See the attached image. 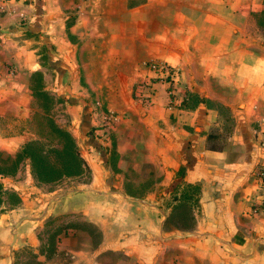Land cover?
<instances>
[{
  "label": "crops",
  "instance_id": "crops-1",
  "mask_svg": "<svg viewBox=\"0 0 264 264\" xmlns=\"http://www.w3.org/2000/svg\"><path fill=\"white\" fill-rule=\"evenodd\" d=\"M260 1L7 0L0 149L13 151L31 137L27 121L42 91L57 99L60 124L93 174L89 184L49 196L43 208L0 217V264H16L23 248L35 264H264V206L253 171L264 151L252 111L257 105L264 114V55L246 26ZM147 60L177 68L172 105L160 80L151 104L140 103ZM106 111L116 116L106 142L112 165L92 137ZM226 120L231 127L221 134ZM138 161L154 185L128 190L124 172H142ZM183 184L195 185L196 201L185 203V225L169 227L183 202L165 198L170 191L183 197ZM50 215L60 229L48 250Z\"/></svg>",
  "mask_w": 264,
  "mask_h": 264
},
{
  "label": "rangeland",
  "instance_id": "rangeland-1",
  "mask_svg": "<svg viewBox=\"0 0 264 264\" xmlns=\"http://www.w3.org/2000/svg\"><path fill=\"white\" fill-rule=\"evenodd\" d=\"M254 3L262 6L260 0H250V5ZM250 13L252 14L249 20H247L246 26L253 35L259 37V43L263 48L259 51L264 55V13L252 9ZM148 62H150V60L146 61V65ZM35 84H41L38 77H35ZM35 99L37 103L35 106L36 109L30 114L27 121V125L32 132L31 137L13 151L0 149V217L2 218L11 215V210L14 208L24 211L28 208H34L36 210L39 206L43 208V206L47 204L49 196L56 197V195L62 191H71L85 186L89 184L92 179V170L86 163V159L81 153V148L80 145L77 144L76 138L67 127L60 124V121L65 118V115L60 112V107L56 105L57 99L42 91L38 92ZM249 109L251 111V108ZM51 122L68 132L72 139L71 144L51 130ZM229 122V120L223 122V127L220 130L221 134L230 129L231 126ZM93 128H98V126H94ZM94 129H92V133L95 134L92 135V137L99 142L98 144L103 153L109 151L108 158H110V164L112 165L114 163L113 159L116 157L115 153H112L114 152L113 146L111 147L110 144H106L108 141L103 139L101 134L98 132L96 133ZM34 140L39 143H37L38 146L37 144H32V149L36 150V147H39V149L41 148V153L47 155L48 163L42 169H39L37 165H33L29 156L21 150L27 142ZM58 144H60V148L54 150ZM53 146L55 147L53 148ZM142 149L143 146H138L136 153L144 154ZM144 149L146 150V148ZM73 150H75L77 156L81 160L79 168L74 167L70 159V153ZM29 151L32 152L31 149ZM93 157L97 163H101L102 165L103 158H100L101 156H99L98 153L94 152ZM262 162L263 159L261 158L254 163V172L264 165ZM136 168L142 172H133L130 169H127L128 172H124L125 179L123 181V187L128 190L152 188L154 185L152 172H143L146 169V165L143 161H138ZM182 189L184 192L183 197L180 198L178 197V193L170 191L169 198H165L166 202H171L172 200H175V202H183L182 207H178L175 209L174 213L170 214L168 218L169 223L167 224L169 227L185 225L188 220L185 203H194L196 201L195 185L183 184L181 186V190ZM32 213H34V211ZM59 227L58 221H56L52 215L48 216L43 231V235L48 238L46 245L48 250L55 245L54 239L56 233H58L60 229ZM15 260L16 264H35L33 252L28 248H23L20 253H18Z\"/></svg>",
  "mask_w": 264,
  "mask_h": 264
},
{
  "label": "built area",
  "instance_id": "built-area-1",
  "mask_svg": "<svg viewBox=\"0 0 264 264\" xmlns=\"http://www.w3.org/2000/svg\"><path fill=\"white\" fill-rule=\"evenodd\" d=\"M7 10V0H0V12ZM150 74L146 77V79L139 84L138 89V98L140 103L143 106H148L152 102V94H153V82L156 80H160L168 85L167 93L169 96V105L174 103V92H173V83L176 80L177 68L168 64L163 60H150L147 64ZM172 101V102H171ZM257 105L252 106L253 115L255 117L254 122V130L253 133L257 136V142L260 148L264 151V114L257 113L256 111ZM116 116L113 112H104L101 113L100 123L98 125V133L101 134V137L106 141L109 140L111 127L113 122L115 121ZM264 164V155L262 157ZM255 177L258 182V186L262 195V204L264 206V165L259 167L255 171Z\"/></svg>",
  "mask_w": 264,
  "mask_h": 264
},
{
  "label": "trees",
  "instance_id": "trees-1",
  "mask_svg": "<svg viewBox=\"0 0 264 264\" xmlns=\"http://www.w3.org/2000/svg\"><path fill=\"white\" fill-rule=\"evenodd\" d=\"M262 2H264V0H262ZM260 12L264 13V3H263V7L260 10ZM50 126H51V130L56 132L58 134V136H61V138L66 139L69 142V144L72 143V139L69 136L67 131H65L64 129L60 128L59 126L55 125L52 122H51ZM37 143H39V142L36 140L31 141V142H27L21 148V150H23L27 154V156H29V159L33 162V165H37L39 169H42L48 163V159H47V155L41 153V148L39 149V147H36L37 148L36 150L32 149V147H33L32 144H37ZM37 146H38V144H37ZM40 146H42V145H40ZM59 146H60V144H58L56 147L53 146V148L55 147L54 150H58L60 148ZM209 147L213 148L214 146H209ZM30 149L32 150V152L29 151ZM70 159L72 161L73 166L76 168H79V166L81 165V160L77 156V153L75 152V150H73L70 153Z\"/></svg>",
  "mask_w": 264,
  "mask_h": 264
},
{
  "label": "water",
  "instance_id": "water-1",
  "mask_svg": "<svg viewBox=\"0 0 264 264\" xmlns=\"http://www.w3.org/2000/svg\"><path fill=\"white\" fill-rule=\"evenodd\" d=\"M135 199H138V198H135ZM139 200V199H138ZM24 217H27V216H24ZM18 222L15 223V226L17 225ZM12 240L15 238V231H12Z\"/></svg>",
  "mask_w": 264,
  "mask_h": 264
}]
</instances>
